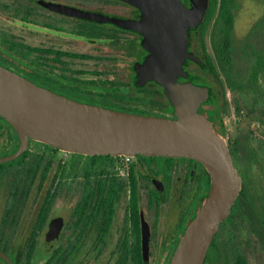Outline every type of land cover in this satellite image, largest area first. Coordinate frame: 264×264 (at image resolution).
<instances>
[{
  "label": "flooded vegetation",
  "instance_id": "obj_1",
  "mask_svg": "<svg viewBox=\"0 0 264 264\" xmlns=\"http://www.w3.org/2000/svg\"><path fill=\"white\" fill-rule=\"evenodd\" d=\"M141 15L128 0H0V64L80 101L173 116L162 85L137 76L149 51L143 33L129 23ZM10 26L13 32H5ZM187 50L197 60L184 58L177 81L205 87L198 112L213 125L224 121L227 90H213L193 67L218 79L206 61L200 25L188 28ZM233 139H227L230 153ZM33 141L82 156L83 164L52 168L47 154L30 150ZM18 146L16 132L0 116V157ZM210 184L209 172L190 157L84 154L29 139L19 155L0 162V250L13 264H34L41 251L37 264H167ZM236 199L203 264H227L231 255L234 264H255L263 251L257 217L237 211ZM0 264L8 263L0 257Z\"/></svg>",
  "mask_w": 264,
  "mask_h": 264
},
{
  "label": "water",
  "instance_id": "obj_2",
  "mask_svg": "<svg viewBox=\"0 0 264 264\" xmlns=\"http://www.w3.org/2000/svg\"><path fill=\"white\" fill-rule=\"evenodd\" d=\"M128 1L142 11L140 20L129 25L143 33V45L149 51L136 66L138 79H152L162 85L174 107L173 116L80 101L39 86L0 64V116L19 138L18 148L0 157V162L19 155L29 139L68 152L183 156L199 161L209 172L210 188L167 264H203L219 223L230 213L241 188L226 140L197 110L206 88L177 81L184 74V58L197 60L187 50V30L201 24L209 0H190L189 6L181 0ZM146 240H142L143 247ZM0 257L13 264L1 250Z\"/></svg>",
  "mask_w": 264,
  "mask_h": 264
},
{
  "label": "rangeland",
  "instance_id": "obj_3",
  "mask_svg": "<svg viewBox=\"0 0 264 264\" xmlns=\"http://www.w3.org/2000/svg\"><path fill=\"white\" fill-rule=\"evenodd\" d=\"M232 12H233V28L232 37L234 43V66L238 70L245 71L248 64V44L253 47L264 51V32L256 31L251 36H247L252 24L264 14V0H232ZM212 20L207 29L202 32L207 52H211L210 38L211 31L216 32L214 29ZM4 24L10 25L9 22L3 20ZM5 32H13L12 27ZM195 70L203 74L206 81L210 82L213 90H227L225 95V106L223 112V119L217 121L215 125L212 124L213 130L220 134L227 142V139H233L236 136L244 141L245 135L249 136H262L264 132V116L259 112H248V109L243 105L238 98L236 92L229 91L226 86L224 76H219L221 82L214 77L212 73H205L196 64H193ZM220 125L225 126V132L220 130ZM30 150L36 152H43L47 154L51 160L52 168L57 167L59 164L66 168L69 166L70 170L80 169L82 162V156L71 155L70 153H64L62 151L53 150L50 147L42 145L38 142H32ZM78 169V170H79ZM247 179V196L249 201L252 202L251 206L253 214L257 217L258 224L264 225V162H254L246 168ZM264 250L258 254V260L255 264H264L261 255ZM42 251L34 258V264L39 263L42 260ZM227 264H234V256L228 257Z\"/></svg>",
  "mask_w": 264,
  "mask_h": 264
},
{
  "label": "trees",
  "instance_id": "obj_4",
  "mask_svg": "<svg viewBox=\"0 0 264 264\" xmlns=\"http://www.w3.org/2000/svg\"><path fill=\"white\" fill-rule=\"evenodd\" d=\"M212 20L216 32L211 31L210 50L206 54V61L212 72L218 77L222 74L227 88L236 92L238 98L248 109V112H259L264 116V51L248 44L250 48L247 53L248 64L245 71L238 70L234 66V43L232 37L233 12L232 0H209L204 18L200 24L204 32ZM264 32V14L251 26L248 37L256 31ZM223 85L222 81L220 80ZM231 153L234 165L242 174V187L237 196L235 206L237 211L251 216L253 213L250 202H246L247 179L246 168L254 162H264V132L262 136L245 135L244 141L238 143L236 138L232 141ZM34 166V164L32 163ZM249 203V204H247ZM252 209V210H251ZM261 242L260 247L264 250V225L255 229ZM20 257V256H18ZM236 264H248L245 259L237 261Z\"/></svg>",
  "mask_w": 264,
  "mask_h": 264
}]
</instances>
